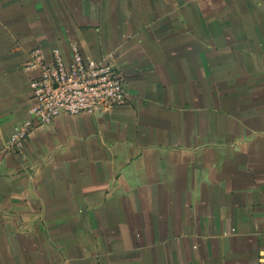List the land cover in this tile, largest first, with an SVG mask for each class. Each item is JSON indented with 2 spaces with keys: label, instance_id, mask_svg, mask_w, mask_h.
<instances>
[{
  "label": "crops",
  "instance_id": "0c3cea01",
  "mask_svg": "<svg viewBox=\"0 0 264 264\" xmlns=\"http://www.w3.org/2000/svg\"><path fill=\"white\" fill-rule=\"evenodd\" d=\"M74 45L127 102L2 154ZM0 161V264H264V0H0Z\"/></svg>",
  "mask_w": 264,
  "mask_h": 264
},
{
  "label": "built area",
  "instance_id": "2783aa9c",
  "mask_svg": "<svg viewBox=\"0 0 264 264\" xmlns=\"http://www.w3.org/2000/svg\"><path fill=\"white\" fill-rule=\"evenodd\" d=\"M24 69L34 72L29 117L15 126L2 154L20 153L32 130L58 116L110 112L127 102L120 72L84 55L76 45L67 58L58 49L47 54L42 48H33Z\"/></svg>",
  "mask_w": 264,
  "mask_h": 264
}]
</instances>
